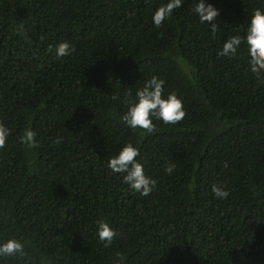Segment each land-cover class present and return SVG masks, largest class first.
Here are the masks:
<instances>
[{
	"label": "trees",
	"instance_id": "1",
	"mask_svg": "<svg viewBox=\"0 0 264 264\" xmlns=\"http://www.w3.org/2000/svg\"><path fill=\"white\" fill-rule=\"evenodd\" d=\"M161 2L0 0V239L25 252L0 264H264V80L243 45L218 54L264 0H206L215 35L195 0L155 27ZM65 41L69 55L49 51ZM153 76L185 117L126 127L120 116ZM27 128L31 149L19 142ZM125 143L156 181L148 196L107 167ZM97 220L116 232L108 246Z\"/></svg>",
	"mask_w": 264,
	"mask_h": 264
},
{
	"label": "clouds",
	"instance_id": "2",
	"mask_svg": "<svg viewBox=\"0 0 264 264\" xmlns=\"http://www.w3.org/2000/svg\"><path fill=\"white\" fill-rule=\"evenodd\" d=\"M186 0H162L152 13L151 20L155 27L159 28L169 19L175 10ZM192 12L198 17L201 24H206L212 35L219 31V27L213 21L219 16V10L206 0H195ZM244 46L248 56L250 72L258 79L264 80V11L256 9L248 23L243 36L234 35L224 41L219 55L234 57L241 46ZM57 58L69 55L73 48L67 42L58 43L54 49ZM165 81L153 76L135 93L134 102L128 104L127 110L120 116L123 124L131 129H142L147 133L155 131L154 120H160L165 124H176L186 115L182 100L174 93L164 95ZM131 95V93H129ZM117 97H113L116 99ZM10 135L9 128L0 123V149H3ZM19 142L26 148H34L37 145L36 133L27 128L23 131ZM139 149L131 143H125L119 151L109 158L107 167L112 173L122 174L123 182L135 193L148 196L156 187V181L145 173L144 165L139 162ZM172 171V167L168 168ZM215 198L225 200L229 193L222 187L213 185L211 189ZM96 235L105 246L111 244L116 236L115 230L105 220H97ZM24 256V244L19 239H0V258Z\"/></svg>",
	"mask_w": 264,
	"mask_h": 264
}]
</instances>
